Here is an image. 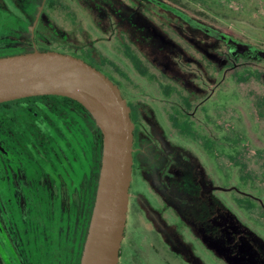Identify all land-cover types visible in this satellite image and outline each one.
<instances>
[{"label":"rangeland","instance_id":"374dc122","mask_svg":"<svg viewBox=\"0 0 264 264\" xmlns=\"http://www.w3.org/2000/svg\"><path fill=\"white\" fill-rule=\"evenodd\" d=\"M0 8L23 22L0 45L91 54L128 104L116 264H264V0H0ZM63 108L79 112L57 97L0 102V264H27L12 233L31 214L30 186H49L11 166L28 167L36 147L48 149L49 118ZM82 118L91 147L83 185L94 190L100 135ZM147 225L172 257L154 252Z\"/></svg>","mask_w":264,"mask_h":264},{"label":"water","instance_id":"95a60500","mask_svg":"<svg viewBox=\"0 0 264 264\" xmlns=\"http://www.w3.org/2000/svg\"><path fill=\"white\" fill-rule=\"evenodd\" d=\"M40 95L73 100L99 131L98 167L77 264H116L131 164L128 107L108 78L72 55L34 48L0 56V102Z\"/></svg>","mask_w":264,"mask_h":264},{"label":"trees","instance_id":"16d2710c","mask_svg":"<svg viewBox=\"0 0 264 264\" xmlns=\"http://www.w3.org/2000/svg\"><path fill=\"white\" fill-rule=\"evenodd\" d=\"M160 1L171 5L177 3V0ZM22 26L23 22L18 16L0 8V38L14 28ZM26 51L31 50L0 45V56ZM34 97H57L73 103L79 112L63 108L62 116L57 114L50 116L49 121L53 122L54 131L49 127L50 140L48 149L44 153L46 167L42 169L38 167L37 170L35 168L31 176L32 182H36L38 177L36 172H44L49 186L44 184L30 186L31 214L28 217L19 216V219L25 220V223L20 220L25 229L18 228L14 235L11 233L13 238L19 241V251L26 258L27 264H76L80 244L75 243L73 234L84 226L93 197V186L85 189L83 185L89 180L87 171L91 168V147L90 134L82 114L87 121H91V118L79 104L68 98L56 95ZM94 128L99 136L98 129ZM69 136L76 139V143L68 140ZM74 146H78L79 150ZM82 156L85 161L84 167L81 162ZM62 194L63 203H61ZM23 243L30 245L31 252H25L28 247L26 248Z\"/></svg>","mask_w":264,"mask_h":264},{"label":"flooded vegetation","instance_id":"af4514ba","mask_svg":"<svg viewBox=\"0 0 264 264\" xmlns=\"http://www.w3.org/2000/svg\"><path fill=\"white\" fill-rule=\"evenodd\" d=\"M74 57H77V56H74ZM78 58V57H77ZM79 59H81V60H83L84 62H86V63H88L89 65H91L92 67H94L95 69H97L99 72H101L106 78H108L116 87H117V84L114 82V80L112 79V77L108 74V73H106L102 68H101V66L99 65V63L95 60V58H94V56H91V54L90 55H87V54H85V57H79ZM118 89V88H117ZM119 92V91H118ZM125 102V104L127 105V107H128V104H127V102L126 101H124ZM128 114H129V119H130V111H129V107H128ZM87 131H88V129H87ZM60 142V141H59ZM72 142V141H71ZM75 147V146H74ZM78 147V146H77ZM77 147H75V148H77ZM78 149V148H77ZM40 150L41 151H39V149H37V147L35 148V150L33 151V154H32V157L30 158V161H31V163H33V164H30L28 167L27 166H21V165H12L11 166V169H12V172H13V170L15 169V173H16V175L18 176V177H20V176H22V177H25L26 178V180L27 181H31V176H32V173L30 172V171H28V169L30 170L31 169V167H32V169L34 168H36V170H37V168L38 167H40L41 169L42 168H45L46 167V157H45V152H46V150H45V148H44V146L43 145H41V147H40ZM79 150V149H78ZM131 152V151H130ZM130 156H131V154H130ZM45 157V158H44ZM81 162H82V164H83V167H84V165H85V161H84V157L82 156L81 157ZM130 168H131V164H130ZM36 174H38L37 176L38 177H36V183H38V182H40V180L42 179L41 178V176L40 175H43L44 177H45V180H47V177H46V175L44 174V172H40V173H37L36 172ZM89 176H90V174H89V170L87 171V178H89ZM129 176H130V171H129ZM14 177V176H13ZM15 179V178H14ZM44 182V181H43ZM40 183V185L41 184H44V183ZM128 187V186H127ZM1 198V197H0ZM2 199V198H1ZM3 199L5 200V198L3 197ZM127 207H128V204H127V201H126V208H125V214H126V209H127ZM124 222H125V217H124ZM124 226V225H123ZM147 230L148 229H150L149 228V226L147 225V228H146ZM122 231H123V229H122ZM148 232H149V234H150V237L151 238H153L154 237V239H153V241L155 242V244H157L156 245V247L157 248H155V247H151L153 250H154V252L155 253H157V249H159V250H161L163 253H166L167 255H168V257H172L173 256V254H170L169 253V251L168 250H166V247H165V245H163V246H161V243L159 242V240H158V238L156 237V236H154V234L152 235L151 233H150V230H148ZM122 234H123V232H122ZM121 234V238L123 237V235ZM77 234H76V231L74 232V234H73V239L75 240V243L77 244V236H76ZM121 240V239H120ZM119 244H120V242H119ZM78 255H79V253H78ZM117 256H118V253H117ZM77 260H78V256H77Z\"/></svg>","mask_w":264,"mask_h":264}]
</instances>
